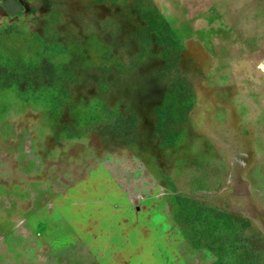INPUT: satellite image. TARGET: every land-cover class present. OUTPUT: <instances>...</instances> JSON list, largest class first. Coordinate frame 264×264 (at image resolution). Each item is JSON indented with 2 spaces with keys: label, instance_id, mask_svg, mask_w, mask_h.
<instances>
[{
  "label": "rangeland",
  "instance_id": "374dc122",
  "mask_svg": "<svg viewBox=\"0 0 264 264\" xmlns=\"http://www.w3.org/2000/svg\"><path fill=\"white\" fill-rule=\"evenodd\" d=\"M226 24L263 42L264 0H0V225L21 263L58 264L29 248L64 217L100 254L67 264H264V71L241 70L226 138L204 81Z\"/></svg>",
  "mask_w": 264,
  "mask_h": 264
},
{
  "label": "crops",
  "instance_id": "0c3cea01",
  "mask_svg": "<svg viewBox=\"0 0 264 264\" xmlns=\"http://www.w3.org/2000/svg\"><path fill=\"white\" fill-rule=\"evenodd\" d=\"M198 16L199 17L196 18L197 24H195V27L191 28L192 30L197 29L199 31V28L200 30H203L204 28L210 26L208 21H205V17L203 14L200 13V15ZM237 17H239L238 14ZM224 28L228 40H226L225 42L224 54L220 57L219 60L220 67L216 70L208 72V74L204 76V81L206 84L209 85L212 90V93L216 97V104L210 106V110L215 113L214 119L217 126L225 129L222 130V132L224 134V138H226V136H228L229 134L228 130H226V127H228L227 123L229 122V119L232 116L233 110H236V103H238V99L242 90L241 83L245 84L244 82L246 80V78H244L245 75L242 74L244 72H242L241 70H246L250 77L253 74L256 75V71L253 69L254 65L258 66L259 69H262V71H264V41H259V30L256 29L254 25L251 29H249L248 27L245 28L243 25L226 24ZM249 37H256V40L249 39ZM262 77L264 78L263 75ZM210 80L219 81L211 87L209 84ZM193 92L195 95L196 92ZM223 93L231 94V96H233V100L235 101H231L230 103L222 101L221 97ZM185 118H187V120L181 126L185 131H187L188 133L195 132V135L207 138V142L214 143V140L212 139V137H210V135L197 131L196 125L188 120L189 117ZM242 131L243 128H241V130L239 131V128L237 127V131L231 132V134H235V136L238 137L240 134L242 135ZM215 152V154H218L217 151ZM258 164V172H260V175H264L260 163ZM1 169L2 165L0 163V174ZM262 182H264V178L262 179ZM3 201L4 200H0V204L2 207H4ZM2 215L4 216V214ZM13 216V225H15L16 222L20 223L22 218L20 212H15ZM15 217H17V219H15ZM3 222V219L1 221L0 218V223ZM108 225H110V223ZM3 230L4 229L0 225V264H7L5 256H7L10 260L8 264H46L45 259L40 258L39 260H37L36 258L38 257V255H41L43 253L50 256L52 260L54 259L55 261H57L58 264H67L64 263V261H66L70 256H72L73 258L76 257L81 261L83 256H89L93 262H96V256H100L98 252H95V249L93 247L86 245L84 242V240L86 239H93L94 236L85 235V230L82 227V222L78 220H73L71 218L61 217L59 220L53 223H48L44 227L42 234H37L35 237H33L34 243L32 244V248L29 249H32L34 252V256L36 258V261L34 260V263L32 261L33 258H29L26 262L24 261V263H21V238L19 235L20 229L16 230V228H13L12 233H10L7 238L4 236ZM111 230L112 229H110L109 227L106 231L110 233ZM113 234L115 235V231ZM113 234L110 237L106 238L114 240ZM25 237L31 239V233ZM42 240L44 242L40 243V241ZM55 240H75L77 246H57V248H59L60 250V252H58L56 250V246H54L52 243ZM18 243L20 244L19 246L17 245Z\"/></svg>",
  "mask_w": 264,
  "mask_h": 264
},
{
  "label": "water",
  "instance_id": "95a60500",
  "mask_svg": "<svg viewBox=\"0 0 264 264\" xmlns=\"http://www.w3.org/2000/svg\"><path fill=\"white\" fill-rule=\"evenodd\" d=\"M16 7L15 6H12L11 9H15Z\"/></svg>",
  "mask_w": 264,
  "mask_h": 264
}]
</instances>
